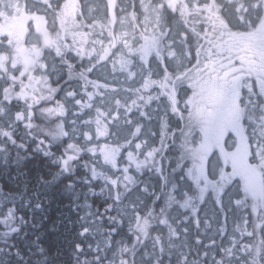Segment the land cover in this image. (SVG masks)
Returning a JSON list of instances; mask_svg holds the SVG:
<instances>
[{"label": "snow or ice", "instance_id": "snow-or-ice-1", "mask_svg": "<svg viewBox=\"0 0 264 264\" xmlns=\"http://www.w3.org/2000/svg\"><path fill=\"white\" fill-rule=\"evenodd\" d=\"M13 15L25 21V31L14 37L0 29V122L21 124L26 105L8 94L19 95L32 78L50 84L57 101L79 104L80 88L98 109L114 99L129 118L110 134L139 133L137 146L159 160L163 186L189 201L199 196L194 226L203 213L205 234L214 228L226 241L217 250L213 237L191 264H264V39L252 49L247 41L229 44L245 34L264 37V0H0V26ZM22 49L33 52L38 66L31 72L19 62ZM148 50L154 55L145 61ZM113 82L127 85L123 102L110 95L109 88L119 92ZM233 100L232 130L206 151ZM243 141L246 160L237 167L229 156ZM153 199L159 203L155 193Z\"/></svg>", "mask_w": 264, "mask_h": 264}, {"label": "trees", "instance_id": "trees-1", "mask_svg": "<svg viewBox=\"0 0 264 264\" xmlns=\"http://www.w3.org/2000/svg\"><path fill=\"white\" fill-rule=\"evenodd\" d=\"M32 58L33 52L27 49H22L18 57L30 72L38 66L32 64ZM42 81V77L32 78L19 95L8 94L11 99H22L26 105L21 124L9 127L0 122V148L4 149L0 151L3 264H191L192 259H200L203 245L211 243L213 237L217 250L226 244L214 228L205 234L203 213L199 229L194 226L196 209L200 207L198 195L192 194V211L182 210L179 203L185 201V196L173 192L171 185L164 187L157 179L158 159L152 161L140 148L134 153L138 157L127 162V152L134 151L138 142L142 144L135 140L139 133L133 130V136L119 139L112 134V138L97 142L96 124L109 126L106 119L101 120L100 111L113 119L112 126L117 122L123 125L129 118L126 112L117 111L120 106H115L114 99L110 106L98 109L93 106V99L87 98V90L80 88L77 91L83 98L79 104L57 101L51 85L42 86ZM116 87L118 93L111 88L109 93L112 97L118 94L123 102L130 95L125 91L127 85ZM98 90L99 86L92 88L93 97ZM208 99L215 100V94ZM131 107V119L136 120L135 106ZM113 112L115 117L109 115ZM228 117L232 119V111ZM99 143L125 149L121 150L123 156L118 165L102 163L104 150ZM43 153H48L47 157ZM28 156L32 158L27 159ZM229 159L237 167L245 161L240 153L231 154ZM153 193L159 203L153 199ZM85 201L87 204L82 205ZM28 204L33 210L42 205V210H37L50 218L49 222H42L46 229L41 244L47 253L35 248L31 240L36 225ZM71 211L76 218L74 225L69 221ZM83 217L94 219L90 227L84 225ZM186 223L192 227L188 228ZM253 223H258L255 217ZM50 228L57 230L50 233ZM197 238L203 244L196 243ZM256 241L259 251L258 229ZM71 248L68 257L66 252ZM17 252L22 260L17 259Z\"/></svg>", "mask_w": 264, "mask_h": 264}, {"label": "rangeland", "instance_id": "rangeland-1", "mask_svg": "<svg viewBox=\"0 0 264 264\" xmlns=\"http://www.w3.org/2000/svg\"><path fill=\"white\" fill-rule=\"evenodd\" d=\"M113 19H114V17H113ZM129 19H131V17H129ZM246 36H248L247 34L243 37V38H245ZM243 38H239L238 40H237V42L239 41H241ZM236 45H237V43H236ZM152 55H154V54H152V51H144L143 53H142V59H144L145 61H147ZM212 92H210L209 94H211ZM222 101H223V98H220V100H219V102H221L222 103ZM233 102V101H232ZM113 107H114V104L112 105ZM115 106H116V104H115ZM111 111H113V110H111ZM105 111H100L99 112V116L101 117V120H103V119H106L107 121L106 122H108V124H109V126H104V125H98V124H96V128H97V135H98V140H97V142L99 141V140H106V139H110V138H112L111 136H112V134H110V129H111V126H112V120L113 119H111V118H109L108 116H106L105 117ZM110 116H112V117H115L116 116V114H115V112H113V114H109ZM234 117H235V113H233V119H234ZM233 121V120H232ZM232 127H233V125H226L225 123H223V125L219 128V129H214L213 130V132H212V139L210 140V142L206 145V151H210L213 147H217L218 146V143H217V140L219 139V138H221L222 137V135H223V133L225 132V131H227V130H232ZM58 131H60V132H62V130L61 129H59L58 128ZM133 134H134V131L132 132V136H133ZM62 136H64V134H63V132H62V134H61ZM60 136V135H59ZM116 137V136H115ZM108 142V141H107ZM99 144H102V146H101V148L104 150L103 151V157H102V163L103 164H105L106 162L107 163H109V164H111V163H113V161H114V158L116 157V155H117V153L118 152H120L121 150H124L125 151V149L122 147V146H116V145H108V144H103V143H99ZM138 144H139V142H138ZM138 144H136V146H135V150L134 151H132V152H130L131 153V155H132V157H133V159L135 158V155H133V153L135 152V151H139V149H140V147H138L137 145ZM242 144H243V147H242V149H243V153H240V155L241 156H243L244 157V160H246V153H247V145H246V141H243L242 142ZM116 146V147H115ZM126 160H127V162L129 161V153H127V157H126ZM236 165V164H235ZM159 167V166H158ZM157 167V168H158ZM156 168V169H157ZM195 198H197L196 196H195ZM198 198H199V196H198ZM168 200V199H167ZM186 201V202H185ZM185 201H182V202H180L179 203V207L182 209V210H188V211H192V209H191V204H192V201H189L188 199H187V197H185ZM164 202V201H163ZM188 228H190V227H192V225L190 224V223H186L185 224Z\"/></svg>", "mask_w": 264, "mask_h": 264}, {"label": "bare ground", "instance_id": "bare-ground-1", "mask_svg": "<svg viewBox=\"0 0 264 264\" xmlns=\"http://www.w3.org/2000/svg\"><path fill=\"white\" fill-rule=\"evenodd\" d=\"M85 204H87L86 201L82 205H85ZM28 205H29L28 206V209L30 211H32L30 217L35 218L34 219V223L36 225V228H35V226H33V229H32V232H31V240L33 241V244H34V247L35 248H38V249L43 248V250L47 253V250H46L45 246L41 244L42 240L45 237V234H44L43 231H44V229H46L45 226L42 224V222L43 223L44 222H49L50 221V218L47 217V216L41 215L40 212L37 209L33 210V208L31 207V205L30 204H28ZM81 208H83V207H81ZM99 208H100V205H99ZM68 209H70V208H68ZM69 216H70L69 217V221L71 222L72 225H74V220L76 219L74 217V213L71 211V213H69ZM82 220H83V223H84V225L86 227H90V225L92 224V222H93L94 219L83 217ZM50 233H51V231H50ZM75 234H76V232L74 230V235ZM37 237H39L40 239H37ZM71 252H72V248L69 249L68 252H66V254L68 255V257H71ZM35 263L37 264L38 262L36 261Z\"/></svg>", "mask_w": 264, "mask_h": 264}, {"label": "flooded vegetation", "instance_id": "flooded-vegetation-1", "mask_svg": "<svg viewBox=\"0 0 264 264\" xmlns=\"http://www.w3.org/2000/svg\"><path fill=\"white\" fill-rule=\"evenodd\" d=\"M24 24H25V21L22 18L17 19L15 17V15H13V18L11 20H9L8 24L6 26H0V29L7 31L10 35H12L14 37L15 36H22L24 31H25ZM72 38L79 39V37H76V36H74ZM239 38L241 39L243 37H236L235 39L230 40L229 44L234 46V45H236V43L239 44V43H241L243 41H247L246 47H248L249 49H252L255 45H258L261 42L262 39H264V37H261L259 35H251V36H246L240 42L239 41L237 42V40ZM214 94L215 93H211V94H209V96H212ZM209 100H211V99H209ZM234 102H235V100H234ZM222 103H223V101H222ZM232 120L233 119H228V120L226 119L224 121V123L226 125H230L231 126L232 125ZM239 153H242V151H239ZM120 160H121V157L118 158V160L116 161L115 164L118 165ZM129 170H131V168H129Z\"/></svg>", "mask_w": 264, "mask_h": 264}]
</instances>
